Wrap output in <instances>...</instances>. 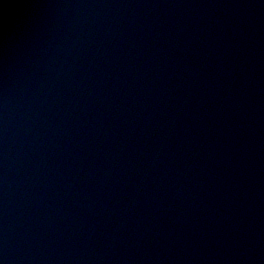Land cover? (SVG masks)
<instances>
[{
  "label": "water",
  "instance_id": "1",
  "mask_svg": "<svg viewBox=\"0 0 264 264\" xmlns=\"http://www.w3.org/2000/svg\"><path fill=\"white\" fill-rule=\"evenodd\" d=\"M0 264H264V0H0Z\"/></svg>",
  "mask_w": 264,
  "mask_h": 264
}]
</instances>
